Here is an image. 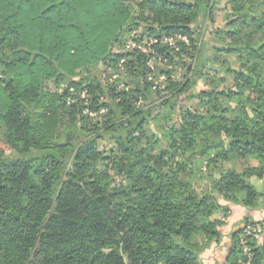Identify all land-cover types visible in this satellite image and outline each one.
Here are the masks:
<instances>
[{
	"label": "trees",
	"instance_id": "1",
	"mask_svg": "<svg viewBox=\"0 0 264 264\" xmlns=\"http://www.w3.org/2000/svg\"><path fill=\"white\" fill-rule=\"evenodd\" d=\"M0 130V264H264V0H0Z\"/></svg>",
	"mask_w": 264,
	"mask_h": 264
},
{
	"label": "rangeland",
	"instance_id": "2",
	"mask_svg": "<svg viewBox=\"0 0 264 264\" xmlns=\"http://www.w3.org/2000/svg\"><path fill=\"white\" fill-rule=\"evenodd\" d=\"M233 8H232V5H229V4H226V3H224V2H222V3H219L218 5H217V7L214 9V21H213V25L215 26V27H221V26H223V25H225V23H226V15H227V13H229L231 10H232ZM203 29H198L197 31H198V33H200L201 31H202ZM241 30L242 31H245L246 29L245 28H241ZM137 31L135 30L134 32H132L131 34H130V36H127L126 37V39H125V41L122 43V44H120L119 45V47H117L116 49L118 50V51H126L127 49H132L131 47H129V43H136V45L137 46H141L142 48H144V49H146L147 51H149V48L151 47V44H152V41H154V38H151L152 36H146L144 39H142L141 41H136V40H134L133 38H132V36L136 33ZM139 32H141V30H139ZM209 38H211L212 37V35H210L209 34V36H208ZM180 41V40H179ZM178 41V42H179ZM153 67L155 66V65H157V63H155V62H152V64H151ZM231 65H235L236 66V63H234L233 64V62H232V64ZM163 66V65H162ZM151 67V66H150ZM169 67H172V64H170L169 65ZM179 70L177 71V73H176V76H178V75H180L181 73H183V71H182V69H180V67L178 68ZM161 81V78H159V79H155V83H159ZM229 82V81H228ZM182 104L181 105H184V106H186V107H194L195 106V104H196V101H191V102H186V101H184V100H182V102H181ZM197 105V104H196ZM103 146H105V145H103ZM105 148V147H104ZM103 148V149H104ZM0 150H4V151H6V152H9V147L7 146V144L5 143V140H4V136H3V133H2V131L0 130ZM256 184L258 185V186H260V181L259 180H256ZM232 215L233 216H236L235 217V219H239L240 217H242L243 216V210H241L240 208H238L237 207V209L236 210H234V209H232ZM255 215H257L256 213H255Z\"/></svg>",
	"mask_w": 264,
	"mask_h": 264
},
{
	"label": "built area",
	"instance_id": "3",
	"mask_svg": "<svg viewBox=\"0 0 264 264\" xmlns=\"http://www.w3.org/2000/svg\"><path fill=\"white\" fill-rule=\"evenodd\" d=\"M176 39H181V40H184V41L188 42L187 36L178 35V34L175 35V36H171V37H165L164 38V41L166 43H168L169 45L174 46L175 49L178 51L179 50V47L177 45V40ZM153 42H156V40L152 41V43ZM129 47H131V48L137 47L138 49H141V50H143L145 52H148L146 49L142 48L141 46H137L136 43H129ZM159 59H161V58H159ZM157 61H158L157 57L153 54V56H151L149 58V60H148V65L151 66V68H154L151 64H152V62L157 63ZM115 76H117V75H115ZM160 78H161V80L165 79L164 76H161ZM155 84H157V83H155ZM85 95H86V91H84V93L82 94V96L85 97ZM104 112H105V109H101L99 112H96V111L90 109L89 107H87L85 109V113L88 114V115H90V116H93V117L97 116L98 113H104ZM259 230L260 229L258 227H255V226H252V225H248V227L246 228L245 232L248 235V234H250V233H252L254 231H259ZM244 252H245V255L247 257H249L248 259L250 260L251 253H250L249 246H247V245L244 246ZM246 264H251V262L250 261H247Z\"/></svg>",
	"mask_w": 264,
	"mask_h": 264
},
{
	"label": "crops",
	"instance_id": "4",
	"mask_svg": "<svg viewBox=\"0 0 264 264\" xmlns=\"http://www.w3.org/2000/svg\"><path fill=\"white\" fill-rule=\"evenodd\" d=\"M237 209V208H236ZM235 209V210H236ZM233 216V215H232ZM236 216H233L231 223L224 227L225 236L224 239L221 241L220 244H214L206 253V264H222L227 250V242L229 241L228 233L230 232L231 228L233 227V222L239 219H235Z\"/></svg>",
	"mask_w": 264,
	"mask_h": 264
}]
</instances>
